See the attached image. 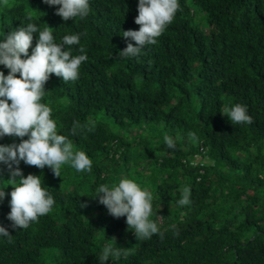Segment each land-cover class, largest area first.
<instances>
[{"label":"trees","instance_id":"obj_1","mask_svg":"<svg viewBox=\"0 0 264 264\" xmlns=\"http://www.w3.org/2000/svg\"><path fill=\"white\" fill-rule=\"evenodd\" d=\"M138 3L89 0L86 18L65 22L55 14L59 6L44 0H0V41L26 26L28 16L40 30L53 28L58 44L86 33L64 46L88 56L79 78L65 83L52 74L41 103L52 108L57 133L72 140L73 151L93 161L91 172L62 165L61 177L21 161L23 175L41 176L55 203L28 228L13 229L12 187L0 188L6 193L0 225L11 234V243L0 236V264H100L108 243L131 253L105 264H264V0H179L157 43L122 59L119 52L135 44L123 31L140 27ZM198 13L205 27L203 19L195 23ZM0 71L10 70L0 65ZM234 104L246 105L254 122L233 125L221 112ZM74 121L93 131L72 135ZM9 178L0 163V180ZM121 179L152 193L150 220L163 239L138 240L126 217L114 218L94 199L99 185ZM184 187L191 202L178 206Z\"/></svg>","mask_w":264,"mask_h":264},{"label":"clouds","instance_id":"obj_2","mask_svg":"<svg viewBox=\"0 0 264 264\" xmlns=\"http://www.w3.org/2000/svg\"><path fill=\"white\" fill-rule=\"evenodd\" d=\"M50 6L59 7L56 15L65 22L79 17L84 19L89 15V0H44ZM180 9L179 0H139L138 15L135 23L139 30L123 31L124 38H131L135 44L128 43L119 52V57L127 59L137 57L146 45H155L168 25L173 22L175 14ZM30 21L26 26H19L6 34L0 41V65L9 69L7 75L0 71V138L19 137L20 142L0 144V163L7 165L10 173L12 191L10 192V212L7 219L12 222L13 229H26L30 222L48 214L55 203L54 198L46 188L42 187L41 176L23 175L19 165L21 161L29 166L44 169L50 168L56 177H61L62 165L70 164L77 172H91L93 161L84 151H73V142L65 135L57 133V123L52 118V108L41 103L45 96V84L52 74L62 78L63 82L76 81L79 78V68L87 61V54L73 56L71 50L64 46L80 43V35H65L62 43H55L53 28L44 27L40 30L36 23ZM46 24V23H45ZM37 42L32 48L33 34H37ZM80 53H85L83 46ZM23 57V58H22ZM19 74V76H17ZM233 125L252 124L253 117L248 114L247 106L234 104L222 112ZM93 131L89 123L74 121L71 134ZM27 139H23L24 137ZM195 139V133H189ZM164 142L169 149L176 147L173 139L164 136ZM15 165V167H13ZM94 199L104 205L114 218L126 217L129 230L134 231L138 240L151 239L159 234L163 239L156 222L150 220L153 214V195L147 189H142L131 179H121L111 187L101 184L95 190ZM191 189L184 187L178 206L190 204ZM6 196L0 190V201ZM81 207H86L81 204ZM0 236L8 238V229L0 225ZM116 242L115 237L112 238ZM131 249L115 247L112 243L103 246L97 259L105 264L110 257L119 260L127 258Z\"/></svg>","mask_w":264,"mask_h":264},{"label":"rangeland","instance_id":"obj_3","mask_svg":"<svg viewBox=\"0 0 264 264\" xmlns=\"http://www.w3.org/2000/svg\"><path fill=\"white\" fill-rule=\"evenodd\" d=\"M202 19H203V22L201 23ZM195 23L196 24L197 23H201L202 24V27H205L204 18H203V16L200 13H198L197 16L195 17ZM158 128L161 131V129L163 128V126H159ZM157 135H160V134L158 133ZM204 162H206V160ZM148 173H149V171H147L145 174H148ZM3 186H10V182L7 181V179L0 180V188L3 187Z\"/></svg>","mask_w":264,"mask_h":264}]
</instances>
